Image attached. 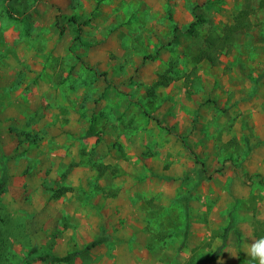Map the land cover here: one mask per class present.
Segmentation results:
<instances>
[{"label": "rangeland", "instance_id": "obj_1", "mask_svg": "<svg viewBox=\"0 0 264 264\" xmlns=\"http://www.w3.org/2000/svg\"><path fill=\"white\" fill-rule=\"evenodd\" d=\"M236 18L248 28L218 63L201 58ZM2 173L0 264L102 231L74 264H191L230 213L210 264H248L264 236V0H0Z\"/></svg>", "mask_w": 264, "mask_h": 264}, {"label": "trees", "instance_id": "obj_2", "mask_svg": "<svg viewBox=\"0 0 264 264\" xmlns=\"http://www.w3.org/2000/svg\"><path fill=\"white\" fill-rule=\"evenodd\" d=\"M71 21L74 23H77V19L75 17H73ZM203 22L204 20L199 16V14H195V21L189 25L185 33L194 35L196 26L199 24H202ZM241 28H248V27L241 22V19L236 18V22L233 25L225 27L223 31L224 35L222 37L215 36L211 33L208 34L204 39L205 49L201 51V58L207 60L212 65H216L218 63V55L221 54L225 48L226 50L229 49V44H231L230 43L231 35ZM64 30L65 29L61 27L60 31L63 32ZM154 58L155 56L150 57V59H154ZM154 120L159 124V126L162 129L169 131V129L166 127L165 124L161 123L158 119L154 118ZM178 138L180 139L179 136ZM195 160H196V163L199 164L200 166L198 169V174L200 176L201 175L205 176L206 170L204 169V165L196 157H195ZM7 184H8L7 175L5 173H2L0 175V196L5 193ZM57 194L58 195L56 196H60L62 192L58 191ZM185 211H186V216H187L188 215L187 206H185ZM228 218H229V221H228L227 227L225 228L223 232L222 243L219 246H217L210 255L201 256L198 259L194 260L191 264H209L218 259L223 249L225 248V239L228 236L229 232L233 229V216L231 213L228 215ZM187 228H188V225H187ZM184 237H186V235H184ZM109 241H110V237L102 231V233H100L96 238L88 242L80 250L67 252L63 256H56L54 254L47 253V252L41 253L39 248L36 245H33L27 251L26 257L22 260V264H32L35 261H41L47 264H74L77 258L86 255L91 250ZM183 247H184V244L182 243L179 247V250H181ZM253 264L255 263L253 262Z\"/></svg>", "mask_w": 264, "mask_h": 264}, {"label": "clouds", "instance_id": "obj_3", "mask_svg": "<svg viewBox=\"0 0 264 264\" xmlns=\"http://www.w3.org/2000/svg\"><path fill=\"white\" fill-rule=\"evenodd\" d=\"M248 264H264V236L252 239L247 244Z\"/></svg>", "mask_w": 264, "mask_h": 264}, {"label": "crops", "instance_id": "obj_4", "mask_svg": "<svg viewBox=\"0 0 264 264\" xmlns=\"http://www.w3.org/2000/svg\"><path fill=\"white\" fill-rule=\"evenodd\" d=\"M217 261V260H216ZM216 261H214V262H211V263H215ZM210 264V263H209Z\"/></svg>", "mask_w": 264, "mask_h": 264}]
</instances>
